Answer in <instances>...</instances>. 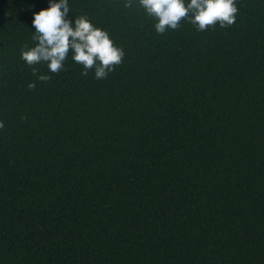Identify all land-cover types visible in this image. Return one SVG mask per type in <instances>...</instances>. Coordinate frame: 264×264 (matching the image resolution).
Masks as SVG:
<instances>
[{"label": "trees", "instance_id": "16d2710c", "mask_svg": "<svg viewBox=\"0 0 264 264\" xmlns=\"http://www.w3.org/2000/svg\"><path fill=\"white\" fill-rule=\"evenodd\" d=\"M126 2L68 0L125 55L43 82L49 0H0V264H264V0L162 35Z\"/></svg>", "mask_w": 264, "mask_h": 264}, {"label": "clouds", "instance_id": "9594fccd", "mask_svg": "<svg viewBox=\"0 0 264 264\" xmlns=\"http://www.w3.org/2000/svg\"><path fill=\"white\" fill-rule=\"evenodd\" d=\"M134 0H127L125 8L133 7ZM139 6L149 17L157 20L155 31L164 34L178 30L181 22L187 20L197 31H206L217 24L227 28L235 24L238 14L236 0H139ZM68 0H49V6L34 13L32 25L35 32L32 40L35 46H22L21 59L32 67V74L38 80L48 82L50 75L38 74L35 67L47 64L49 71L59 74L66 70L65 61L71 51L73 60L83 66L82 76L94 69L96 79H106L108 74L122 63L125 53L116 47L107 31L95 27L85 15L68 18ZM30 90L36 84H28ZM4 124L0 121V129Z\"/></svg>", "mask_w": 264, "mask_h": 264}]
</instances>
